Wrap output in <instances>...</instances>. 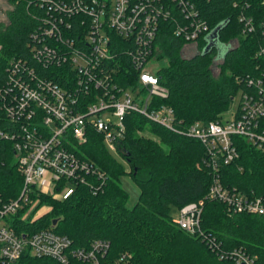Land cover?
Segmentation results:
<instances>
[{"label": "built area", "instance_id": "1", "mask_svg": "<svg viewBox=\"0 0 264 264\" xmlns=\"http://www.w3.org/2000/svg\"><path fill=\"white\" fill-rule=\"evenodd\" d=\"M36 1L44 7L38 28L30 33V55L38 67L22 56L13 57L0 82V138L11 143L22 175L18 196L0 202V264H12L25 250L61 264H102L109 249L107 240L75 245L70 237L50 228L29 234L17 230L24 221L32 223L48 211L37 214V205L47 206L40 196L61 200L84 183L86 175L102 177L79 152L80 146L93 129L109 151L117 152L125 130L123 117L132 111L200 142L211 171L207 199L221 202L231 214L264 216V193L227 185L221 174L223 165L239 157L234 137L264 153V71L242 79L244 87L237 92L232 118L196 121L183 128L177 125L174 109L160 103L169 91L160 82L158 68L147 71L156 61L154 45L161 31H170L184 45L192 43L197 48L196 40L209 29L197 0ZM233 3L237 6L236 0ZM250 5L243 0L238 15L243 33L257 28L252 16L243 11ZM257 29L262 44L256 53L264 56V21ZM53 67L59 69L62 82L46 73ZM90 187L96 193L97 188ZM201 204L202 200L183 205L178 225L202 235L220 259L259 264L242 246L223 249L220 241L202 230Z\"/></svg>", "mask_w": 264, "mask_h": 264}, {"label": "trees", "instance_id": "2", "mask_svg": "<svg viewBox=\"0 0 264 264\" xmlns=\"http://www.w3.org/2000/svg\"><path fill=\"white\" fill-rule=\"evenodd\" d=\"M7 1L11 5L7 23L0 22V82L4 81L5 67L13 57L22 56L38 67L30 55V33L38 28L44 15V7L36 0ZM236 1L237 6L233 5L234 0H197L209 29L196 40L198 51L190 56L180 53L184 42L170 31L157 33V73L169 91L160 103L174 109L180 128L196 121L220 120L244 87L242 79L264 71V56L256 53L262 44L257 28L264 21V0H249L251 5L243 10L252 16L257 27L249 33H243L238 17L243 0ZM215 29L216 35L211 39ZM214 66L219 69L216 76ZM58 70L46 73L60 83ZM129 73L133 78L135 72ZM123 119L125 130L117 153L128 169L107 149L101 134L89 129L79 152L93 162L102 177L86 175V181L61 200L40 196L41 203L51 208L32 223H21L17 232L29 234L50 228L70 237L75 245L85 246L95 239L107 240L109 249L102 264H233L220 259L202 235L190 234L170 216L171 204L180 209L202 200V230L220 241L223 249L242 246L259 264H264V216L231 214L221 202L205 197L211 171L204 162L206 153L200 142L137 112H128ZM234 140L239 157L221 167L224 182L264 193V153L242 138ZM123 173L130 174L140 189L131 207L125 204L127 193L120 182ZM21 185L22 175L14 162L11 143L0 138V202L16 198ZM90 186L97 188L96 193ZM12 264L61 263L25 250Z\"/></svg>", "mask_w": 264, "mask_h": 264}, {"label": "rangeland", "instance_id": "3", "mask_svg": "<svg viewBox=\"0 0 264 264\" xmlns=\"http://www.w3.org/2000/svg\"><path fill=\"white\" fill-rule=\"evenodd\" d=\"M10 8H11V5L9 4V2L7 0H0V22L7 23V11ZM196 51H198V48H196V46L194 44L186 43L182 47V50L180 53L183 56H190ZM158 67H160V64L156 60V61H154V63L150 67H148L147 71L153 72ZM218 72H219V69L217 68V66H214L213 74L216 76ZM238 98H239V95L237 93L235 95V97L233 98V100L230 102L227 110L222 114V120H227V119L232 118L233 112H234V110L237 106V103H238ZM145 134L147 136H151L153 138H156L152 133L145 132ZM113 155L117 158V160L120 163H123L125 169L127 170L128 166H127L126 162L124 161V159L117 152H113ZM120 182H121L123 189L127 193V198H126L125 204H126V206L131 207V206H133V204L138 199L139 192H140L139 186L134 181L132 176L128 173H123L121 175ZM44 189L49 190V187H44ZM50 208L51 207L49 205H47V206H38L37 205L35 207V209H37V214L42 213L43 211H45V209L49 210ZM169 212H170V216L172 217L173 220L179 219L180 210H179L178 206H176L175 204H171Z\"/></svg>", "mask_w": 264, "mask_h": 264}, {"label": "water", "instance_id": "4", "mask_svg": "<svg viewBox=\"0 0 264 264\" xmlns=\"http://www.w3.org/2000/svg\"><path fill=\"white\" fill-rule=\"evenodd\" d=\"M215 35H216V29L213 31V33H212V35H211V39L214 38ZM211 43H212V42H211ZM211 43L207 44L206 49L209 47V45H210ZM54 222H55V220H53V223H54Z\"/></svg>", "mask_w": 264, "mask_h": 264}]
</instances>
